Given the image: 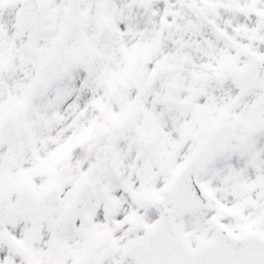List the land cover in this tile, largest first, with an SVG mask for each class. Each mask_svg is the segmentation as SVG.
Segmentation results:
<instances>
[{
    "label": "snow or ice",
    "instance_id": "6c2138e0",
    "mask_svg": "<svg viewBox=\"0 0 264 264\" xmlns=\"http://www.w3.org/2000/svg\"><path fill=\"white\" fill-rule=\"evenodd\" d=\"M0 264H264V0H0Z\"/></svg>",
    "mask_w": 264,
    "mask_h": 264
}]
</instances>
